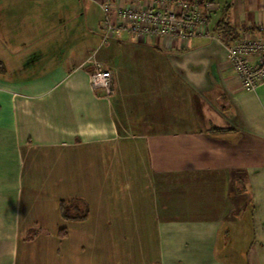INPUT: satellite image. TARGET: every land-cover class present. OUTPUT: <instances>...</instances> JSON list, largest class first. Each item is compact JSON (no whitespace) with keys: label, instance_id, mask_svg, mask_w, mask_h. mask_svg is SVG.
Masks as SVG:
<instances>
[{"label":"crops","instance_id":"1","mask_svg":"<svg viewBox=\"0 0 264 264\" xmlns=\"http://www.w3.org/2000/svg\"><path fill=\"white\" fill-rule=\"evenodd\" d=\"M130 1L93 0L98 27L103 3ZM210 1L224 42L264 23V0ZM89 9L46 23L58 40L41 43L56 49L28 71L18 74L16 39L0 43V264H223L220 232L229 222L224 240L234 236L237 218L252 220L246 257L264 264V84L244 91L215 38L119 31L102 52L114 76L104 97L86 63L101 30ZM74 200L86 215L66 219L60 201ZM151 212L162 223L142 261L146 245L125 241ZM117 229L118 258H94L95 236Z\"/></svg>","mask_w":264,"mask_h":264},{"label":"rangeland","instance_id":"2","mask_svg":"<svg viewBox=\"0 0 264 264\" xmlns=\"http://www.w3.org/2000/svg\"><path fill=\"white\" fill-rule=\"evenodd\" d=\"M85 4H88L90 8L88 13L91 11L92 14L95 15L94 22L96 23L97 29L98 17L102 15V12L93 0H0V43L10 37L16 39L15 45L18 47V58L16 60L18 63V74L28 71L29 64L35 65L38 63L41 56L43 55L44 57L46 54V48L48 52L53 53V51H55L56 45H45L41 43V39L58 40L57 35L59 32H55V28L46 26V23L50 22L51 24L52 20H60L62 17L72 16L80 9L82 12ZM74 29L75 28L71 29L70 35L77 34L74 33ZM98 29L100 30L101 28L98 27ZM97 36H99L100 41L96 49V58L104 64L105 59L102 56V52L105 50L104 47L109 43H115L116 39L111 37L102 44V29L97 33ZM39 52H42V54L39 55ZM24 61L26 62L25 64ZM87 66H89L88 63ZM25 67H27V69H25ZM249 208L250 205L248 206V209ZM162 214L163 213L156 214L151 212L148 217H139L132 220L137 222V224H135V228H129L130 234L127 236L128 240L125 242L130 244L138 242L140 245H146L141 246L142 249L138 252L142 261H147L149 259L148 257L154 255V246H156V241L159 239L158 227L160 223H162V216H160ZM248 217L249 212H247V218ZM125 221H128V219H125ZM251 221L250 219L237 218L235 235L227 237L225 240V231L228 229V224L230 225V223L224 224V228H222L223 231L220 232L219 246L221 248L219 247L217 250L218 257L223 264H251L250 258L248 259L246 257L248 250H255L253 249L255 244L251 246V236L249 235ZM143 222L146 226L143 225ZM123 226L127 227V225ZM130 227H132V225H130ZM74 233L77 235L68 237L64 244H74L80 239L78 238L80 232L74 230ZM121 238H125V236L119 234V229L114 230L111 235L101 234L95 236V241L99 244L101 243L103 246L99 250L93 252L94 258L103 260L111 255L112 259L115 261V258H118V256L114 251L112 254L109 253V240H115V244H117ZM250 254H252V252H250ZM128 259L130 261L134 260L130 254L128 255Z\"/></svg>","mask_w":264,"mask_h":264},{"label":"built area","instance_id":"3","mask_svg":"<svg viewBox=\"0 0 264 264\" xmlns=\"http://www.w3.org/2000/svg\"><path fill=\"white\" fill-rule=\"evenodd\" d=\"M103 42L119 31L137 36H166L189 40L195 36L217 39L244 91L254 92L264 84V23L247 31L235 42H224L214 33L209 17L215 8L210 0H131L129 4H102ZM97 50L87 58L91 87L104 97L114 93L111 69L97 60ZM88 66V67H89Z\"/></svg>","mask_w":264,"mask_h":264},{"label":"trees","instance_id":"4","mask_svg":"<svg viewBox=\"0 0 264 264\" xmlns=\"http://www.w3.org/2000/svg\"><path fill=\"white\" fill-rule=\"evenodd\" d=\"M255 28H252V29H255ZM78 203L79 202L77 200H74L72 202L60 201L59 206H60L62 216L66 219H75V218L84 217L86 215L85 206L82 209V207L79 206ZM64 233L60 232V235L64 236L65 235ZM31 234H33V232H30L29 234L30 237H31Z\"/></svg>","mask_w":264,"mask_h":264}]
</instances>
